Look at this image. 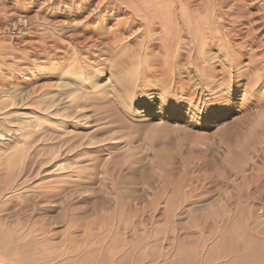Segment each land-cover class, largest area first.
Returning <instances> with one entry per match:
<instances>
[{
  "label": "bare ground",
  "instance_id": "bare-ground-1",
  "mask_svg": "<svg viewBox=\"0 0 264 264\" xmlns=\"http://www.w3.org/2000/svg\"><path fill=\"white\" fill-rule=\"evenodd\" d=\"M262 119L264 0H0V181L18 178L0 188V261L60 259L48 237L63 235L65 225L66 237L88 231L68 211H86L93 225L96 200L42 190V168L70 171L84 160L106 168L124 159L121 167L131 169L146 161L143 149L178 145L171 165L192 164L213 182L214 168L237 148L249 154L242 166L256 167L251 180L264 167V132L254 130ZM116 132L127 139L124 156ZM100 146L106 157L83 159ZM65 159L74 164L59 165ZM119 173L137 181L141 172L101 177ZM35 177L37 194L27 183ZM98 214L105 227L111 211ZM260 232L252 225L250 235ZM93 246L86 242L81 254Z\"/></svg>",
  "mask_w": 264,
  "mask_h": 264
},
{
  "label": "rangeland",
  "instance_id": "rangeland-1",
  "mask_svg": "<svg viewBox=\"0 0 264 264\" xmlns=\"http://www.w3.org/2000/svg\"><path fill=\"white\" fill-rule=\"evenodd\" d=\"M187 99L191 102L190 98ZM261 121L259 127L254 129L255 131L264 132V119ZM227 131L233 132L235 128H229ZM81 134H86L85 130ZM116 134L122 138L121 142L125 141L121 145L124 147L116 152L124 156L127 139L120 132H116ZM246 143L248 144V140ZM246 143L243 142L241 146L244 147ZM143 148H145L144 145ZM104 149L103 146H100L93 152L84 150L86 154L83 155V159L95 157L97 154L103 153ZM145 149L142 153L146 161L142 164H132L131 169L126 166L121 167L123 159L110 163L106 168L103 165L94 168L93 163H90L91 160H84L82 162L86 166L78 164L76 167L79 168L70 169V171L56 170L53 165L50 166L51 168L45 167L40 170L45 173V175H41L42 180L39 181L42 190L51 186L50 189L53 188L57 191L56 194L63 197L69 195L65 192L74 189L75 193L72 195L85 198L89 194L88 197H92L94 202L96 200L91 209L92 215H95L93 225H91L90 218H85L86 211H68L71 218H78L84 224L86 223L84 229L88 228L86 233H91V236L86 235L82 228H78L79 230L75 229L69 237H66L65 229L69 227L65 225L60 230L63 235L48 237L46 244L49 243L50 247L60 253H51L52 258H60L59 261L51 262L52 264H104L106 261L105 264H114V262L115 264H264V167L258 169L256 178L247 180L248 174L251 176L256 168L242 166L249 155L247 150H245V155L241 151L242 149L235 148L234 152L229 155L232 160L214 168L212 173L214 181L210 182L201 175L204 174V169H200L203 171L201 172L197 170L198 168L195 169L192 164L189 166L187 163L182 168L171 165L173 158L178 157V145L169 147V151L164 148ZM103 154L106 157V153ZM154 156V161L149 160ZM73 162L71 159H65L59 165L69 163L72 166ZM147 162L152 165H146ZM137 170L141 172L137 181L132 178L123 179L122 173H119V179L101 177V173L110 175L119 171L132 173ZM181 170L184 177L181 175ZM176 173L179 174L178 179L172 180V174ZM226 173V176L233 174L232 179L226 178ZM77 175H80L82 179H77ZM93 176L94 179H92ZM201 176L202 178H200ZM40 178L35 177L27 180L32 190H36V194L38 185L32 181ZM17 179L14 175L6 184L3 183L4 181H0V188L2 185H12ZM60 190L64 191L63 194ZM16 197L11 199L15 204H22V198L17 200ZM55 197L61 198L60 196ZM26 201L24 199V202ZM0 204L1 207L3 202ZM83 208L84 206L80 209ZM104 208H107L112 214L105 227L102 226L104 218L98 214L99 209ZM97 215L99 216L97 217ZM252 225L253 230L261 231L262 234L259 237L250 235ZM86 242L95 244L94 249L86 248V254H81V248ZM95 242L98 243L97 246ZM75 247L80 251L74 252L72 249ZM109 247L110 249H108ZM64 257L68 260H65ZM35 262L32 259L31 263L26 264H38ZM0 264L6 263L0 261Z\"/></svg>",
  "mask_w": 264,
  "mask_h": 264
}]
</instances>
